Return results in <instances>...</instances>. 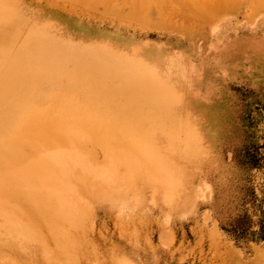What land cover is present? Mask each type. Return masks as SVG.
Masks as SVG:
<instances>
[{
	"label": "rangeland",
	"instance_id": "374dc122",
	"mask_svg": "<svg viewBox=\"0 0 264 264\" xmlns=\"http://www.w3.org/2000/svg\"><path fill=\"white\" fill-rule=\"evenodd\" d=\"M248 1L0 0V264H264Z\"/></svg>",
	"mask_w": 264,
	"mask_h": 264
},
{
	"label": "bare ground",
	"instance_id": "6f19581e",
	"mask_svg": "<svg viewBox=\"0 0 264 264\" xmlns=\"http://www.w3.org/2000/svg\"><path fill=\"white\" fill-rule=\"evenodd\" d=\"M87 1L90 2V0H87ZM230 1H231V0H230ZM255 1H257V0H255ZM81 2H82V1H81ZM248 2L250 3V0H249ZM252 2H253V1H252ZM261 2H263V0H262ZM226 3L228 4L227 1H226ZM230 3H232V2H230ZM230 3H229V4H230ZM236 3H237V2H236ZM236 3H235V4H236ZM246 3H247V2H246ZM263 3H264V2H263ZM211 4H213V3H211ZM227 4H225V5H227ZM247 4H248V3H247ZM251 4H252V3H251ZM147 5H148V4H146V6H147ZM152 5H153V4H152ZM219 5H220V4H219ZM223 5H224V3H223ZM244 5H245V4H244ZM261 5H264V4H261ZM141 6L143 7V5H141ZM194 6L196 7V5H193V7H194ZM214 6H215V5H214ZM227 6H228V5H227ZM229 6H230V5H229ZM249 6H250V5H249ZM258 6H259V4H258ZM134 7H135V5H134ZM254 7H255V6H254ZM261 7H263V6H261ZM152 8H153V6H152ZM159 8H160V7H159ZM196 8H197V7H196ZM217 8H218V7H217ZM224 8H225V10H226V7H225V6H224ZM257 8H258V7H257ZM257 8L255 7V9H257ZM142 9H144V8H142ZM147 9H148V8H147ZM149 9H150V8H149ZM215 9H216V8H215ZM220 9H221V8H220ZM220 9H219V10H220ZM229 9H231V8L229 7ZM249 9H250V8H249ZM139 10H140V8H139ZM152 10H153V9H152ZM199 10H200V8H199ZM202 10L204 11V9L201 8L200 11H202ZM131 11H132V10H131ZM140 11H142V10H140ZM146 11H147V10H146ZM146 11H144V12H146ZM148 11L151 12V10H148ZM156 11H157V10H156ZM183 11H184V10H183ZM152 12H153V11H152ZM152 12H151V13H152ZM148 13H149V12H147V15H148ZM151 13H150V14H151ZM153 13H155V12H153ZM249 17H250V16H249ZM251 18H252V17H251ZM253 19H254V18H253ZM246 20H247V19H246ZM248 20H249V19H248ZM248 20H247V21H248ZM247 21H246V22H247ZM249 22H250V21H249ZM185 31H186V30H185Z\"/></svg>",
	"mask_w": 264,
	"mask_h": 264
}]
</instances>
